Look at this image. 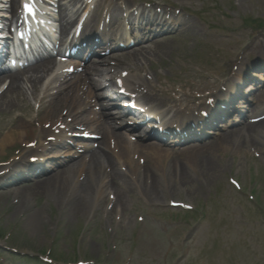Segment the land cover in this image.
<instances>
[{
  "label": "rangeland",
  "instance_id": "rangeland-1",
  "mask_svg": "<svg viewBox=\"0 0 264 264\" xmlns=\"http://www.w3.org/2000/svg\"><path fill=\"white\" fill-rule=\"evenodd\" d=\"M127 1L139 8L151 3L155 10L164 2L176 15L196 22L203 32L196 38L186 34L156 38H168L169 42L154 57L143 60L144 75L148 74V82L163 99L166 93L174 100L181 93L187 97L213 93L240 68L264 61V28L248 23L264 20V0ZM129 71L133 74V69ZM256 75L253 78L264 81V76ZM260 100L264 94L249 97L247 104L264 107ZM194 102L183 98L176 108H192ZM106 103L101 101L102 107ZM36 114L33 106L11 114L0 109V141L13 120L20 116L35 120ZM37 126L35 123L22 140L3 147L0 143V171L31 154L27 144L33 141ZM116 126L123 124L119 121ZM227 131L231 137L217 142ZM201 145H205L204 152L195 156ZM164 148L170 158L162 164L152 159V151L139 148L141 152L131 158L140 172L135 174L122 162L117 170L123 177L110 185L102 177L110 168L102 170L99 161L91 165L86 161L80 181L85 185L103 181L105 187L100 201L87 212H74L78 198L70 193V203L66 200L65 205H59L48 188L32 190L36 180L0 187V227H6L7 244L46 260L49 255L57 261L54 264L92 260L95 264H264V127L246 131L231 127L200 144ZM234 180L241 189L233 185ZM15 189L22 193L17 195ZM119 195L123 201L115 206ZM172 202L199 211L188 215L183 209L172 208ZM35 216L43 224L37 226L39 233L32 225ZM1 255L3 264H40Z\"/></svg>",
  "mask_w": 264,
  "mask_h": 264
},
{
  "label": "bare ground",
  "instance_id": "bare-ground-1",
  "mask_svg": "<svg viewBox=\"0 0 264 264\" xmlns=\"http://www.w3.org/2000/svg\"><path fill=\"white\" fill-rule=\"evenodd\" d=\"M3 1L4 0H0L1 7H7V5L3 4ZM91 1L94 2V0H60L58 2L60 14L59 25L63 37H66V35L72 31L74 25L80 23L85 17H88L92 10ZM16 2L17 0H12V4L9 7L12 15L15 14L16 8L18 7ZM111 2V17L108 19V24L113 28L114 25L118 27V29L122 28L126 26L127 23L134 32L143 28H150L152 30L159 28L160 30L163 29L162 32L166 30V34L168 33L167 35H173V33L176 35L186 34L187 37L193 38L203 33L196 22L183 19V17H174L173 20L175 25L171 26V24H168L170 19L166 17L167 15H159L154 12L150 14V11L144 12V10L131 8L127 0H108V3ZM159 13L163 14L164 12ZM138 16L143 19L142 22L139 23L144 27H138L135 21V17ZM93 17L88 23L86 30L90 29V25L93 24ZM167 19L168 22L165 21ZM143 21L145 23H143ZM7 23L8 21L6 20L1 21L4 27H8ZM143 24H146V26ZM166 24L167 27L165 28ZM108 28L112 30L111 27ZM85 34L88 33L85 32ZM113 34L117 35L115 31H113ZM157 36V34H155V36L150 35L141 41L139 40L137 45L140 46L131 52H126V54L113 55L106 61L99 60L97 62H90V64L84 67V74L86 73L87 76L77 75L71 77L74 76L75 73L68 77L62 75L60 71L68 66L60 64L57 62V59L51 55L36 59L23 69L13 70L5 75H0V109L11 114L14 111L22 112L23 109L29 110L30 107L32 108V105L38 108V115L35 120L29 118L25 119L20 116L18 119L11 122V126L7 133L0 141L1 147L17 140H22L24 134H27L35 123L39 126H37L38 132L33 135V139L42 144L43 142H47V138L53 137V135H58L60 137H54L53 142L59 141L62 139L63 135L71 133L76 128L90 130L93 134L97 135V140L93 143H89L92 141L81 135L82 139L84 141H89L88 143L90 144L81 147V150H83L82 153L73 147L71 140H69V136H65V143L61 146L62 149L66 150L63 155L52 153L47 158L53 159L62 157V159L59 158V160H55L58 164L55 162L56 165L51 166L50 171L53 173L52 176H49V178L43 181H37L39 178L35 179L36 181L31 187L32 190L48 188V192L56 197L59 205H65L66 200L70 203V198H68V194L70 193L71 196L73 195L78 198V207L76 206L74 208V212H87L91 206H94L100 201L104 194L105 187L103 188V181L98 183L91 182L90 185H85L82 180L80 181L84 173V167L87 164L86 161H90L87 165L93 164L94 160L99 161L102 170L106 166L110 168L109 172L108 170H105V173L102 172L103 180L105 179L106 183L109 185L119 182L123 177L117 170V166L122 162L128 163V166L131 167L135 174L140 172L141 168L134 162V158H131L132 155L134 157L138 152H141L140 149L152 151V159L156 162L162 164L168 161L167 159L170 158V155H167L169 151H167L166 148L157 144L140 146L131 139V136L127 134L128 131L120 133L115 130V120L123 121L126 115L119 114V116L114 119L107 118L104 116L106 109L100 108V112L105 118L104 121H102L103 118H97L96 115L92 113V110L87 112L88 109L86 110L87 107H85L89 99L97 100L98 104L101 103V99L97 95V92L101 89L106 93V95H103L105 98L112 99L117 89V83L115 82L120 81V83H125L128 88L131 87V83L135 82L138 87V93L141 96L140 99L143 101L145 100V103L150 101L154 113H169L170 110H165L164 103L170 107L174 105L175 101L168 95L163 99L155 86H153L151 82H148V74L144 75L145 63L143 60L147 61L151 59V55L154 57L157 52L163 49L162 47L166 48L169 42V40H167L168 38L157 40ZM175 37L176 36L172 38ZM86 39L87 44L85 50L90 52L91 49H93V45L88 43L87 36ZM148 41L151 43L145 44ZM261 62L262 61H257L248 71H262L264 76V67L260 68L259 66ZM129 69H133L132 75ZM261 79L264 78L262 77ZM261 86H264V84ZM262 91L260 89L257 90V92L263 95L264 92ZM123 94L128 95L129 91H123L121 95ZM253 96H255V94H253ZM199 104H201V102L197 105ZM88 107L92 109L91 106ZM120 109L121 108H119V110ZM248 111L249 114L255 115L259 110L257 111V109L249 108ZM223 113L224 111H222L221 114ZM88 114L94 116V118H86ZM26 117H29V115ZM176 118H178V122H185V125H187L190 123V119L187 118L191 117L181 115ZM226 118V116H221V119H223L222 121H225ZM230 119L231 118H227V121H230ZM133 121L136 124L139 123V121L132 120V122ZM49 122L51 123L50 126L45 125L46 123L49 124ZM243 127H247L248 130L264 127V119L248 126L243 125ZM167 131L169 135H174L173 127L171 128L168 125ZM133 132L134 131H132V133ZM228 132L229 131L222 133L217 139V142H225L230 138L231 135H229ZM147 133L148 131L145 134ZM191 134L195 133L192 132ZM75 136H80V134H76ZM91 144H93V146H91ZM204 146L205 145L199 146L200 149L198 152L196 151L195 156H199L204 152L205 149L202 148ZM31 154L32 155L29 157H26L27 160L39 157L38 152H32ZM70 157L71 159L66 160ZM28 164L27 162L25 165ZM18 165L20 164L15 166ZM12 170L13 172L17 171L15 169ZM71 172L75 173L72 174ZM16 180L17 179L12 180L11 182H15ZM19 181L20 180H17L16 183ZM15 191L17 195L22 193L20 189H15ZM122 201L123 199L120 195L116 196L114 200L115 206L121 204ZM26 203L27 201H25V204ZM32 225L33 229L38 232L37 226H42L43 224L41 220L35 216L32 219Z\"/></svg>",
  "mask_w": 264,
  "mask_h": 264
},
{
  "label": "trees",
  "instance_id": "trees-1",
  "mask_svg": "<svg viewBox=\"0 0 264 264\" xmlns=\"http://www.w3.org/2000/svg\"><path fill=\"white\" fill-rule=\"evenodd\" d=\"M2 237H4V236L2 235V232H0V238H2Z\"/></svg>",
  "mask_w": 264,
  "mask_h": 264
}]
</instances>
